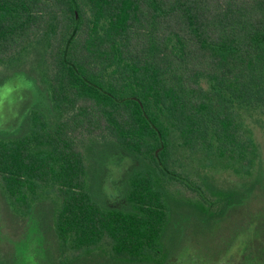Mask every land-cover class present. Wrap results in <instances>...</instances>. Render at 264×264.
Listing matches in <instances>:
<instances>
[{"label":"trees","instance_id":"16d2710c","mask_svg":"<svg viewBox=\"0 0 264 264\" xmlns=\"http://www.w3.org/2000/svg\"><path fill=\"white\" fill-rule=\"evenodd\" d=\"M0 68L27 69L49 99L0 132V195L21 217L56 195L63 262L165 264L172 198L219 217L229 192L201 170L256 166L264 0H0ZM106 138L138 163L126 209L89 185L87 149Z\"/></svg>","mask_w":264,"mask_h":264},{"label":"rangeland","instance_id":"374dc122","mask_svg":"<svg viewBox=\"0 0 264 264\" xmlns=\"http://www.w3.org/2000/svg\"><path fill=\"white\" fill-rule=\"evenodd\" d=\"M30 75L27 69L12 73L0 68V132L7 137L21 133L30 111L49 101ZM247 125L259 149L251 176H238L225 167L201 170L212 186L229 192V206L219 217L184 197L172 198L165 264H264V117H248ZM87 157L89 185L97 200L126 209L128 180L137 161L113 138L94 141ZM1 195L0 264H122L100 252L75 263L62 261L54 229L55 194L43 197L28 217H21Z\"/></svg>","mask_w":264,"mask_h":264}]
</instances>
